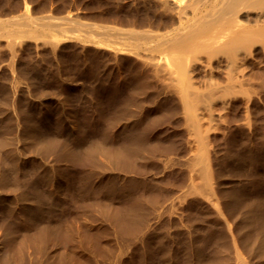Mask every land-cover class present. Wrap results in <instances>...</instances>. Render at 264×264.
Returning <instances> with one entry per match:
<instances>
[{"label": "rangeland", "instance_id": "374dc122", "mask_svg": "<svg viewBox=\"0 0 264 264\" xmlns=\"http://www.w3.org/2000/svg\"><path fill=\"white\" fill-rule=\"evenodd\" d=\"M0 264H264V0H0Z\"/></svg>", "mask_w": 264, "mask_h": 264}, {"label": "bare ground", "instance_id": "6f19581e", "mask_svg": "<svg viewBox=\"0 0 264 264\" xmlns=\"http://www.w3.org/2000/svg\"><path fill=\"white\" fill-rule=\"evenodd\" d=\"M247 1V0H245ZM56 28V27H55ZM58 29V28H57ZM60 29V28H59ZM66 30H65V34H66ZM72 33V32H69ZM54 35V34H53ZM100 38L105 39V41H103L102 43L108 47L113 46L116 44V41L118 42L119 40H122L123 38L120 37V35L118 33L114 34V33H110L109 28L106 26H103L99 32ZM55 36V35H54ZM74 38L77 39H82V37L78 34H74V35H70ZM122 42H124L122 40ZM130 44H132V42H130ZM129 46V45H128ZM131 47V46H130Z\"/></svg>", "mask_w": 264, "mask_h": 264}]
</instances>
